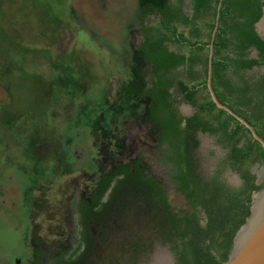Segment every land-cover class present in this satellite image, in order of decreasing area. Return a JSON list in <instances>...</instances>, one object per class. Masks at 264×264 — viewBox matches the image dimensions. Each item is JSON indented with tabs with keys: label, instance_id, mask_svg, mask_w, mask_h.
<instances>
[{
	"label": "rangeland",
	"instance_id": "1",
	"mask_svg": "<svg viewBox=\"0 0 264 264\" xmlns=\"http://www.w3.org/2000/svg\"><path fill=\"white\" fill-rule=\"evenodd\" d=\"M169 2L191 15L192 0H0V264H34L39 252H61L67 238L62 251L76 260L81 195L131 158L164 184L174 214L195 212L205 227L202 210L173 189L169 167L144 132L138 136L146 146L117 141L123 135L120 112L143 104L138 95L151 80L139 51L140 16L149 5ZM258 29L264 35V18ZM182 72L175 75L184 80ZM250 73H264V66ZM173 98L180 114L193 113L177 90ZM198 139L196 157L205 175L224 150L212 135ZM251 172L264 181V165L253 164ZM223 178L241 184L230 169ZM137 244L123 245L113 255L118 261L104 264H174L169 243Z\"/></svg>",
	"mask_w": 264,
	"mask_h": 264
},
{
	"label": "trees",
	"instance_id": "2",
	"mask_svg": "<svg viewBox=\"0 0 264 264\" xmlns=\"http://www.w3.org/2000/svg\"><path fill=\"white\" fill-rule=\"evenodd\" d=\"M218 4L219 0H192L190 16L184 14L180 5L171 2L163 6L148 4L140 16L143 37L139 51L149 67L151 80L138 98L161 133L160 159L169 167V177L176 191L193 210L201 209L206 219L202 228L195 212L182 211L181 215L170 216L171 227L163 238L170 245L174 264L225 262L232 251L236 232L250 214L252 194L264 187V181L255 184V175L250 173L253 164L264 165L263 148L252 139L245 126L216 108L206 87L209 44L217 22L212 43L215 95L264 139V73H250L264 66V38L255 29L263 14L264 0H222L217 20ZM150 16L156 20L151 25ZM179 26L187 28L188 34L180 31ZM253 51L256 56L251 55ZM179 69L183 71L184 80L175 75ZM174 90L193 107L191 115L180 114L173 98ZM202 91L205 95L200 97ZM198 133L214 136L217 145L224 150L213 171L205 175L197 171L199 164L193 155L200 144ZM119 166L98 180L101 188L93 207L99 204L111 182L115 181L118 186L124 179H133L127 166L118 169ZM226 169L238 173L240 186L225 181ZM135 170L141 177L140 170ZM121 174L124 177L118 179ZM134 180H137L135 176ZM85 205L86 201H81L79 211ZM106 206V203L101 205ZM64 255L59 259L63 257L66 264L70 259H65ZM36 257L34 264H56L49 263L43 252Z\"/></svg>",
	"mask_w": 264,
	"mask_h": 264
},
{
	"label": "flooded vegetation",
	"instance_id": "3",
	"mask_svg": "<svg viewBox=\"0 0 264 264\" xmlns=\"http://www.w3.org/2000/svg\"><path fill=\"white\" fill-rule=\"evenodd\" d=\"M140 105L139 107L133 106L131 108L132 111L120 112L121 118L119 119V124L121 125V129H119V132H122L123 135L117 139L118 144L124 147L127 142L131 141L132 146H146V142H143L138 136L139 132H144L142 135L145 138H150L153 143V145H150V149L156 150L157 153L159 152V157H161L162 151L159 147L161 133L156 127V123L151 121V115L147 111V108L144 109L143 104ZM137 108L138 110H136ZM111 123L113 124V122ZM115 131L117 132L118 129L116 128ZM133 136L138 141L132 140ZM196 151L193 152V155L198 162ZM122 165L127 166V171L131 173L133 179H124L118 186L115 181L111 182L110 187L100 197L98 205L94 207L92 205L95 196L101 188L98 185L99 183L97 184L98 181L94 182L91 190L89 189L81 195L75 212L76 223L74 225V229L76 230L77 228L78 240L77 246L72 249V252L76 248L79 249L75 253L76 260H70L66 264H104L113 260L118 261L114 259L115 256L113 255L123 245L138 243L137 245H141V248L144 243L157 246L158 242H164L168 245L163 236H165L164 233L168 232L171 227L172 220L170 216L175 214L171 211L168 204V196L164 189V184L162 185L156 176L146 171L145 168L143 169V162H139L138 158H131L128 163L120 164V166ZM135 168L140 170L141 177L137 175ZM197 171L201 173L200 166ZM167 172H169V168ZM250 173L253 174L251 168ZM134 176L137 178L136 182ZM123 177L124 175L121 174L118 176V179ZM138 178H140L139 181ZM255 178V184H260L256 176ZM168 179L176 191L170 177ZM81 201H86V205L81 208L82 212L81 210L79 211ZM103 203H106L107 206L101 207ZM150 213H152V218L150 217ZM84 223H86V226ZM63 236L64 234L61 230L59 237L63 239ZM68 243L69 238L58 247L64 250L65 245ZM62 250H59L61 252L56 253L54 258L49 257L50 259L47 257L51 256L50 252L43 251V253L46 254L49 263L64 264L63 257L59 259L60 255H64V251ZM169 251L173 256L171 250Z\"/></svg>",
	"mask_w": 264,
	"mask_h": 264
},
{
	"label": "water",
	"instance_id": "4",
	"mask_svg": "<svg viewBox=\"0 0 264 264\" xmlns=\"http://www.w3.org/2000/svg\"><path fill=\"white\" fill-rule=\"evenodd\" d=\"M222 0H219L217 20ZM264 18L263 14L259 21L255 24L256 32L264 38L258 29L259 24ZM217 31V22L212 33V41L209 44L208 56V74L206 87L212 102L216 108L221 109L235 118L241 125L245 126L253 140L257 141L264 150V139L261 138L255 128L249 124L244 118L236 114L226 104L221 103L215 95L212 87V59H213V39ZM222 264H264V187L255 192L251 196L250 214L246 218L245 223L238 229L233 239L232 251L228 259Z\"/></svg>",
	"mask_w": 264,
	"mask_h": 264
}]
</instances>
